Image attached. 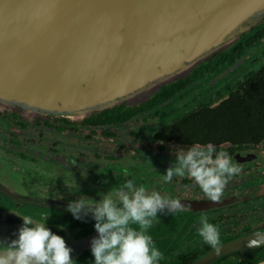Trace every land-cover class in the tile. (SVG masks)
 <instances>
[{"label": "water", "instance_id": "water-1", "mask_svg": "<svg viewBox=\"0 0 264 264\" xmlns=\"http://www.w3.org/2000/svg\"><path fill=\"white\" fill-rule=\"evenodd\" d=\"M84 1L90 0H0V90L39 110L88 109L89 116L119 105L149 83L152 91L138 106L160 87L184 79L228 51L264 21V0H91L93 14L102 21L92 28L79 59L65 56L69 64L47 67L24 62L23 56L29 54V59L50 32L63 27L60 14L61 23L47 12H81ZM71 3L82 6L65 7ZM180 72L185 77L176 78ZM263 192L264 184L219 201L194 200V209ZM20 222L16 214L0 210V244L18 239ZM226 252L197 263L206 264Z\"/></svg>", "mask_w": 264, "mask_h": 264}, {"label": "rangeland", "instance_id": "rangeland-1", "mask_svg": "<svg viewBox=\"0 0 264 264\" xmlns=\"http://www.w3.org/2000/svg\"><path fill=\"white\" fill-rule=\"evenodd\" d=\"M83 3L85 6L76 3H71L65 6H82L83 11L81 12H72L67 8H60V11L47 12V15L51 16L59 23H61V20L59 19L60 14L67 23L63 22V27L60 26L59 29L50 32V34L47 35L38 46L39 50L34 52L29 59H27L29 54L23 56L22 58L24 62L37 67H47L63 65L64 63L69 64L71 61L62 59L65 56L72 61L79 59L80 49L90 38L89 36L91 35L92 28L98 27L97 25L102 21V16L93 14L91 0L84 1ZM82 40L83 42L80 44L79 42ZM53 46L56 48H53ZM263 55L264 41L254 49H250L244 53L241 62L239 63L240 72L245 73L247 70L252 69L255 66H261L264 63ZM48 57H51L49 61ZM214 59L215 57L212 58V60ZM206 65L207 63H204L200 65L199 68L204 69ZM177 70L181 69L179 68ZM184 75L185 72L184 74L180 72L178 75L179 77L177 76L176 78H183ZM224 78L225 79H219L216 77V72L205 73L201 79L196 80L193 83L186 93L179 95V97L166 102L160 107H157L155 112L168 114L165 120L168 121L170 118L179 115L188 108L194 107L199 101L208 98L215 99V90L221 88L222 82L229 79L227 78V75H225ZM151 91L150 84L144 83L134 94H131V96L121 102L119 101L120 103L118 102L117 104L125 107L136 106L138 103L144 101ZM23 103L24 104L16 101L13 96L0 90V120L5 118L12 120L13 118H16L18 123H30L31 126L30 128H27L25 137L17 138V141L23 142L22 145L19 142L16 143V145L24 146L26 149L44 150L49 156V159L57 161V164L63 165L64 169L74 168L81 171L80 173H83L79 176L83 175L82 178L88 179L80 188H77V186H75L76 183H70L71 180H68L61 173L51 172L50 170L47 171L42 169L41 166L36 163L28 162L24 157H18L19 150L21 149L20 147H16V155L13 156V166L17 171L24 172L21 175L22 178L25 179L28 173L36 172V175L31 173L33 175V181H35V177H38V180H43V183H45L43 186L45 187L41 189L34 188L35 190L44 191V194H47L49 198L56 197L57 195L61 197L68 195L67 198L64 199V202L60 203V208L64 211L62 213L64 221H60L59 224L45 223V227L50 229L52 233L64 238L66 245L72 249V252H74H71L70 255L75 262L77 259H89L91 241L94 238H98L99 235L94 228L95 220L92 219L91 216H87L83 220H77L73 217L72 213L67 210L69 203L73 200L80 199V196L84 198L89 205L94 204L95 200H99V197H96V193L94 192V189L98 187V183L90 176V174L93 173L91 169L94 170L97 168V170L102 169L105 171L111 170L109 167L113 166L111 171L117 172L120 179H124L122 180L123 182L127 180V174L129 177L128 179L134 180L135 183L140 181L138 185L142 184L149 190H157L161 195H166L168 197L182 195L185 194V192L187 195L192 194L194 196L203 194L200 187L188 176H174L171 182L164 181L163 175L166 174V170L175 162L177 153L183 148L170 146V150L166 154L161 155L156 152V143L152 140V135L154 131L160 127L162 121L157 118L153 111L146 115L133 118L118 126L96 129L79 126L77 127V130H75L77 133L65 132L62 133V135H58L54 133V130L42 126L41 123L43 121L51 122L52 120L61 117H66L71 121H80L81 118H86L90 111L88 109H74L72 111L70 109L67 112L46 111L26 105L25 102ZM36 121L38 123L37 125H31L32 122ZM57 124L62 125L61 123ZM6 129L13 131L12 125L11 127L7 124L0 125V150L6 148L7 141L9 140L8 136H10V133ZM90 130H93L94 134H92ZM102 130H106L110 136L107 137L102 134ZM99 136L107 137V140H101L99 139ZM30 137L32 139H29ZM71 161H74V164H71ZM117 173V179H115L119 180ZM240 173L241 172H239V174ZM40 176L44 177L41 179ZM34 184L36 183L34 182ZM112 184L113 185L109 184L107 186L104 181L102 186L111 189L121 183L116 181V183ZM73 190L78 191V193H73ZM257 202L263 204L264 197L257 200ZM49 204L52 205L51 202H49ZM252 210V214L249 213L250 215L248 214L234 219V224L241 225L255 223L257 227V225L264 220V208H260V210L253 208ZM10 212L16 214L22 219V215L12 211ZM158 215L159 218L153 222V225L147 231V234L152 238L157 236V233L161 230L167 234L169 231H173L168 225H170V222L174 224L176 217H178V215L174 213ZM215 215L216 214H212L211 211L202 212L194 215L188 220L189 224L193 223L191 230L192 243L189 248L193 247V250H201L203 248V244L205 243L202 242V238L199 237L196 228L199 229V221L202 216H207L210 219L214 218ZM222 218L224 219L225 217H221L220 219ZM5 219L7 220V218ZM9 219L13 220L12 217ZM220 219L219 222L221 221ZM213 221L214 224L218 225L217 219H213ZM213 221L209 222L213 223ZM19 224L22 225L24 222H20ZM220 225H222L221 222ZM220 225L221 240L232 237L236 233V231L229 232L224 229L225 227L223 228ZM30 226L33 227L32 225ZM59 229H63L64 233L60 234L59 232L63 230ZM172 243L173 241L168 239L167 241L163 240L157 244L156 248H158L164 255V259L159 263H174L178 254H185L189 250L188 247H182V250L178 248L175 249L172 246ZM169 248L170 250H168ZM76 264L80 263L76 262Z\"/></svg>", "mask_w": 264, "mask_h": 264}, {"label": "flooded vegetation", "instance_id": "flooded-vegetation-1", "mask_svg": "<svg viewBox=\"0 0 264 264\" xmlns=\"http://www.w3.org/2000/svg\"><path fill=\"white\" fill-rule=\"evenodd\" d=\"M243 55L244 54L240 55V57L237 58L232 63L223 62L222 60H217V59L212 60L211 62L207 63L204 69H200V71L196 74V78L173 98L168 99L167 101L159 104L158 106H155L154 108H152L151 110L145 113H137L118 124L93 126V125L82 124L81 120L80 121L68 120V122H64L62 121L63 118H57L52 120L51 122L43 121L41 124L47 129L54 130L55 131L54 133L58 135H62V133L65 132L77 133L75 130H77V127L79 126L86 127L89 129L118 126L123 123H126L127 121L133 118L139 117L141 115H146L149 112L153 111L154 114L157 116V118L160 121H162L160 127H158L152 135V140L156 143L155 146L156 152L161 155L166 154L169 152L170 146H176L186 149L192 145H180L174 143L173 141L162 142L157 140L155 138V135L162 127L171 124L175 119L180 118L187 112L191 111L192 109H195L199 104H208L211 102L214 104L219 99L225 97L226 86H231L236 81H238L241 78V76L244 74L241 73L239 70L240 67L239 63L241 62ZM213 72L214 73L216 72V77H218L219 79L222 78L225 79L224 78L225 75H227V78H229L227 79V81L222 82L221 88L215 90L214 92L216 94L215 99L208 98L199 101L194 107L188 108L187 110L181 112L179 115L170 118L168 121H165L168 114L162 112H158V113L155 112L156 111L155 109L157 107H160L166 102L179 97V95L186 93V91L190 89L193 83L196 80L201 79L205 73H213ZM125 108H133V107H125ZM123 111H126V109ZM57 123H61L62 125H59ZM6 124L9 127H11L12 125L13 131L6 129L10 133V136L6 135L8 136L9 140L7 141L6 148L0 150V210L12 211L22 216H30L34 220L41 221L44 223L59 224L60 221H64V217L62 214L64 211L60 208V203L64 202V199H66L68 195H66L65 197L64 196L61 197L57 195L56 197L49 198L47 194H44V191L35 190L45 187L43 186L45 185V183H43V180H38V177H35V181H33L32 174L36 175L35 174L36 172L34 173L31 172L32 174L28 173V175L25 174L26 175L25 179L21 177V175L24 172L17 171V169H15V167L13 166L14 165L13 156L16 155V147H20L21 149L19 150L18 157L20 156L24 157L26 160H28V162L36 163L40 165L42 169H45L47 171L50 170L51 172L61 173L68 180H71L70 183L71 182L76 183L75 186H77V188H80L81 185L85 183L88 179L82 178L83 175L79 176L80 174L83 173H80L81 171H78L74 168L64 169L63 165L57 164V161L49 159V156L47 155V153L44 152V150L26 149L24 146H21L23 142L17 141L18 140L17 138L26 136L25 133L27 131V128L31 127L30 123H23V124L18 123L16 118H13L12 120L6 118L0 120V125H6ZM33 124L37 125L38 123L36 121L31 123V125ZM90 132L94 134L93 130H90ZM101 133L107 137L110 136L106 132V130H102ZM169 135L170 133L167 132L164 136H169ZM107 137L99 136V139L107 140ZM29 139L32 138L30 137ZM18 142L21 144L20 146L16 145V143ZM160 146H162L164 150L159 149ZM216 148L217 151L220 150L227 151L228 154L232 157L233 162L237 163L241 168L240 171L241 173L235 175L229 180L228 184L224 189L221 199L236 195L238 193H244L254 187L264 184V141L255 144H245L242 145L240 148L230 143H223L216 146ZM71 164H74V161H71ZM109 168L112 170L113 166H110ZM91 170L93 171V173L90 174V176L94 181L98 183V187L94 189L95 190L94 192L96 193V197H99V199L101 198L100 194H106L110 190L105 186H102L104 181L106 182L107 186L109 184L113 185L112 183H116V181L123 183L122 180L124 179H120L117 172H112L111 170L103 171L102 169L97 170V168ZM116 173L119 177V180H116L117 179ZM40 177L42 179L44 176H40ZM128 178L129 177L126 174V179ZM34 182L36 184H34ZM139 182L140 181L136 182V184L138 185ZM73 193H78V191L73 190ZM263 197H264V192L252 196H247L243 199H237L231 202L223 203L220 205L194 209V207H197L198 205V202L194 200H210V199L204 193L198 196H194L192 194L187 195L185 192V194L182 195L170 196V198L172 199H179L184 207V210L174 212V214H177L178 217H176L174 224L170 222L169 223L170 225H168L169 227L172 228L173 231H169L167 234L166 232L161 230L157 233V236L153 237V240L155 241V247H157V244H159L161 241L163 240L167 241L168 239H170V241H173L172 246L175 249L178 248L182 250V247L185 248L188 247L189 249L188 252L185 254H178L176 256V260L174 263H165V264H195L198 261V259H200L204 254L214 251V249L210 248V246L207 244H203V248L201 250H193V247L189 248V246L192 243L191 230L193 227V223L189 224L188 220H190L194 215H197L202 212L211 211L212 214H216V215L214 216V218H210L209 221H213V219H217L218 226L220 225L221 222L222 225L220 226H222L223 228L225 227L224 229L228 230L229 232L236 231V233L232 237L221 240L220 246L226 245L228 243L237 242L241 238L250 237L257 233H263L264 220L262 223L257 225V227L255 223L252 224L247 223L241 225L234 224L235 222L234 219L239 218L241 216H246L249 213L252 214L253 208L259 210L260 208L263 209L264 203L261 204L257 202V200L262 199ZM80 198L82 197L80 196ZM38 201H42V202H38ZM49 202H51L52 205H50ZM219 211H223V212H219ZM225 213H229V214H225ZM160 214H168V213H160ZM221 217H225V218L220 219ZM219 219L221 220L220 222ZM133 227L136 226L133 225ZM196 229L198 230V228ZM59 230H63V229H59ZM60 232L62 234L64 233V230ZM168 250H170V248ZM89 253L90 255L88 260L77 259L76 262L80 264H94V257L91 253V250ZM263 261H264V246L254 249H249L248 247H244V248L241 247L217 255L215 258H213L211 261H209L206 264H257ZM159 264H164V263H159Z\"/></svg>", "mask_w": 264, "mask_h": 264}, {"label": "clouds", "instance_id": "clouds-1", "mask_svg": "<svg viewBox=\"0 0 264 264\" xmlns=\"http://www.w3.org/2000/svg\"><path fill=\"white\" fill-rule=\"evenodd\" d=\"M240 171L227 151H217L212 143L195 144L177 153L163 179L171 182L174 176H188L211 201H219L229 180ZM100 195L94 204L80 198L71 201L67 208L77 220L87 216L95 220L94 228L99 235L91 241L94 264H159L164 255L147 231L159 218L158 214L183 211L181 201L137 185L132 179ZM22 219L18 239L6 246L0 244V264H76L64 238L52 233L45 223L29 216ZM199 225L202 242L219 253L220 227L210 223L207 216L200 218ZM261 246L264 233L247 242L249 249Z\"/></svg>", "mask_w": 264, "mask_h": 264}, {"label": "trees", "instance_id": "trees-1", "mask_svg": "<svg viewBox=\"0 0 264 264\" xmlns=\"http://www.w3.org/2000/svg\"><path fill=\"white\" fill-rule=\"evenodd\" d=\"M263 41L264 22L241 35L235 45L226 52L218 53L215 59L232 63L240 55L254 49ZM211 61L212 59H209L206 63ZM199 71L200 68H197L184 79L160 87L156 94L138 106L133 108L115 106L90 114L82 119L81 123L93 126L118 124L137 113H145L177 95L196 78ZM125 109L126 111H123ZM62 121L68 122L64 118ZM167 132L170 135L164 136ZM155 138L162 142L173 141L180 145L212 143L218 146L230 143L239 148L245 144L263 142L264 63L247 70L238 81L231 86H226L225 97L214 104L212 102L199 104L171 124L162 127ZM159 149L164 150L162 146Z\"/></svg>", "mask_w": 264, "mask_h": 264}, {"label": "bare ground", "instance_id": "bare-ground-1", "mask_svg": "<svg viewBox=\"0 0 264 264\" xmlns=\"http://www.w3.org/2000/svg\"><path fill=\"white\" fill-rule=\"evenodd\" d=\"M264 233V232H263ZM258 234V233H257ZM255 235H252L250 237H245V238H241L240 240H238L237 242H234V243H228L226 245H223V246H220V251H230V250H233V249H238V248H244V247H247V242L248 240L252 239V238H255ZM243 245H246V246H243ZM214 253H217L215 250L210 252V253H207L205 255H203L201 258H203L204 256L205 257H209L211 254H214ZM199 261V260H198ZM197 261V262H198ZM195 263V264H198V263Z\"/></svg>", "mask_w": 264, "mask_h": 264}]
</instances>
